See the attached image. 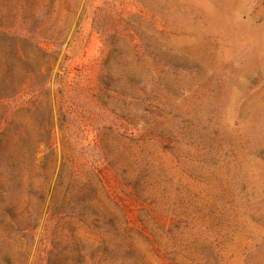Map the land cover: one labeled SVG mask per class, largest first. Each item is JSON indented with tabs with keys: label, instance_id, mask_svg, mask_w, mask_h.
Masks as SVG:
<instances>
[{
	"label": "rangeland",
	"instance_id": "1",
	"mask_svg": "<svg viewBox=\"0 0 264 264\" xmlns=\"http://www.w3.org/2000/svg\"><path fill=\"white\" fill-rule=\"evenodd\" d=\"M0 264H264V0H0Z\"/></svg>",
	"mask_w": 264,
	"mask_h": 264
}]
</instances>
